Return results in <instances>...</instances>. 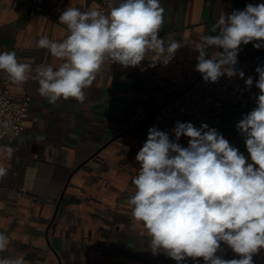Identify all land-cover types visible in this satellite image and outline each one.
I'll use <instances>...</instances> for the list:
<instances>
[{"label":"crops","instance_id":"1","mask_svg":"<svg viewBox=\"0 0 264 264\" xmlns=\"http://www.w3.org/2000/svg\"><path fill=\"white\" fill-rule=\"evenodd\" d=\"M37 0H0V52L15 51L17 59L34 68L61 61L47 49L36 47L42 36L60 41L68 35L65 25L42 13L31 15ZM100 0H67V7L81 11L97 9ZM40 5L48 10V0ZM165 22L160 38L184 45L167 65L122 68L108 61L93 84L85 90L86 100L73 99L50 104L38 92V82L29 78L10 88L16 100L26 99L28 115L18 136L0 140V147L15 149L11 158L0 154V166L9 169L0 178V232L9 238L2 256L23 255L26 264H177L163 252L154 255L150 238L141 222L134 219L129 198L135 192L132 179L138 174L136 155L147 139L148 129L171 130L176 122L196 127L207 123L249 159L245 141L237 130L238 121L255 106L259 90H249L244 100H221L201 120L193 115L171 119H148L136 129H128V113L139 96L148 94L153 108L167 102L174 86L184 83L194 49L201 37L224 14L243 10L249 3L264 0H160ZM253 43L241 45L239 54L259 59L264 65V48ZM215 50L208 49V52ZM149 53L148 59H151ZM5 73L0 72V83ZM258 79V74L256 73ZM124 77V79H122ZM37 138H42L37 141ZM179 143L187 147L188 138ZM26 191L17 195L15 190ZM225 259L238 258L227 246L219 253ZM254 264H264V250L254 256ZM184 264H193L191 258ZM198 264H204L199 258Z\"/></svg>","mask_w":264,"mask_h":264},{"label":"clouds","instance_id":"2","mask_svg":"<svg viewBox=\"0 0 264 264\" xmlns=\"http://www.w3.org/2000/svg\"><path fill=\"white\" fill-rule=\"evenodd\" d=\"M59 22L68 30L64 39L42 36L36 43L61 61L58 66L34 68L20 62L15 51L0 52V72L21 88L29 78L37 81L40 96L50 104L69 99L83 103L85 90L106 61L146 71L157 64L167 66L184 46L160 38L165 22L160 0H114L107 12L69 6ZM210 32L194 48L199 53L195 70L203 81L238 76L251 88L253 78L245 79L236 65L241 45L255 42L254 48H264V3H249L243 10L221 15ZM210 48L216 50L214 56L209 55ZM145 60L147 68L141 67ZM255 71L256 106L236 124L251 162L207 123L196 127L177 121L171 130L174 139L156 126L148 129L136 155L139 170L132 179L135 192L129 204L132 216L147 231L154 255L163 252L177 264L189 258L193 264L199 258L204 264H254V256L264 250V65ZM182 136L188 138L187 147L179 143ZM14 152L13 147H0L7 158ZM8 172L0 166V178ZM8 245V236L0 232V253ZM224 246L238 258H223L219 253ZM0 264L26 262L22 254L0 255Z\"/></svg>","mask_w":264,"mask_h":264},{"label":"built area","instance_id":"3","mask_svg":"<svg viewBox=\"0 0 264 264\" xmlns=\"http://www.w3.org/2000/svg\"><path fill=\"white\" fill-rule=\"evenodd\" d=\"M41 0H37L32 5L31 15L37 13L57 19L63 11V6L67 0H48V10L41 5ZM114 0H100L97 10L109 11V6ZM118 3V0H115ZM222 51V49H218ZM216 50L209 52L210 56L215 55ZM110 62V61H108ZM111 63V62H110ZM197 61L191 62L185 81L180 86H174L176 93L164 104L153 108L148 101V94L144 93L131 106L128 113V129H136L143 125L148 119L158 120L160 118L171 119L179 115H193L197 120H201L206 112L221 100H244L247 93L255 88V69L259 66V59H249L238 54V70L245 73V79L251 76L254 84L251 88L246 87L245 80L238 76L231 79L221 77L216 83H206L201 74L195 70ZM10 79L5 74L0 83V140L9 136H18L24 130V120L28 115L29 104L26 99L16 100L11 92ZM26 191L21 187L15 190L17 195Z\"/></svg>","mask_w":264,"mask_h":264}]
</instances>
